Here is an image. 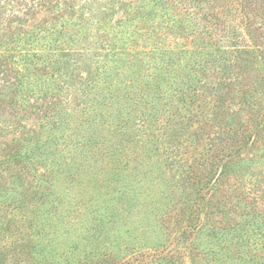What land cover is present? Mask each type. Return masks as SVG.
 <instances>
[{
	"label": "trees",
	"instance_id": "16d2710c",
	"mask_svg": "<svg viewBox=\"0 0 264 264\" xmlns=\"http://www.w3.org/2000/svg\"><path fill=\"white\" fill-rule=\"evenodd\" d=\"M263 15L264 0H0V91L8 86L13 113L44 117L38 130L0 125L1 148L20 157L23 189L11 191L24 201H11L29 230L1 250V263L187 264L194 249L226 248L224 233L202 220L219 212L212 204L231 165L264 139V104L243 77L254 64L264 73ZM5 106L0 98V116ZM241 111L257 122L247 134L232 122ZM207 125L216 134L186 158ZM16 129L45 134L25 144L8 137ZM156 139L180 169L171 225ZM254 174L264 183L262 168ZM120 232L134 236L123 250Z\"/></svg>",
	"mask_w": 264,
	"mask_h": 264
},
{
	"label": "rangeland",
	"instance_id": "374dc122",
	"mask_svg": "<svg viewBox=\"0 0 264 264\" xmlns=\"http://www.w3.org/2000/svg\"><path fill=\"white\" fill-rule=\"evenodd\" d=\"M257 26H262L264 28V15L261 18V23H257ZM264 41V39H263ZM245 77L246 86L254 89L259 95L261 104H264V73L257 66H254L251 69H247L243 75ZM8 86H4L3 90L0 91V98L5 103L4 114L0 116V125H10L17 126V124L27 122L28 124L34 126L36 130L40 128V124L43 123L44 117L42 111L39 109L15 112L10 109L6 100L8 99ZM31 103V102H30ZM29 102L23 104L25 109L30 106ZM34 106H32L33 108ZM22 109V108H19ZM254 118L247 111H241L233 119L232 122L235 124L236 128L244 131L246 134L249 130L255 128L256 121L252 120ZM219 121L216 122V125L219 126ZM222 126H229V121L224 122ZM248 128V129H247ZM190 129V128H188ZM12 130L9 134V138L12 136H19L25 144L29 143L32 140H35L36 135L43 136L45 130L40 132H32L28 134L19 133V131ZM194 130H199V126L196 123H193V128L190 129L191 133ZM204 134L198 138V142L194 141V147H189V150L185 154V157L192 160L194 157L198 156V151L201 148L202 142L207 141L212 135L216 134L213 127L205 126L202 130ZM21 135V136H20ZM24 136V137H22ZM32 138V139H31ZM255 148L243 160L239 161V165H231L230 171L222 178L220 182V188L217 192V199L214 204L213 198H210L211 203L207 205H213L219 202L217 205H220V210L218 213L210 214L208 217L203 218L202 222L208 226V224H215L216 229L218 230V236L221 233H224L223 237L219 239L220 244L228 242L226 248H220L221 246H215V250H219V254L211 256L210 253L202 254L194 251L188 252L185 262L187 264H264V183L256 185L254 181V170L262 168L264 170V139L260 142H256ZM2 143L0 144V174L3 178H0V220H3V223L0 222V225L5 226V235L3 232H0V243L4 242V248L0 249L3 251H8L10 245H14L13 242L15 239L18 241H25L27 238H24L25 235L29 234L27 228V217H23L22 210L14 207L15 203L13 197L11 196V187L19 186L21 191L22 184L18 182L16 176L20 172V164H17L19 156L15 155V149L12 150V154L8 155L9 149L6 148L3 150ZM259 146V147H258ZM164 147V148H163ZM167 147L164 146L162 139L155 140V144L152 146L150 152H153V160L158 162L157 167L159 170L164 169V175L167 176L168 182L165 185V188L168 193V197H162L160 205L163 207V218L167 225L174 223L175 216L177 217V206L179 202L176 201V191H177V179L180 174L179 168H177V162L173 161L172 157L166 156ZM7 152V153H5ZM6 160V161H5ZM13 163V164H12ZM16 163V164H15ZM12 164V166H11ZM29 166V165H27ZM41 169V168H40ZM232 170H237L235 173H231ZM168 184H172L173 192L170 190ZM164 186V185H163ZM161 186V189L163 188ZM8 194V198L4 200L5 194ZM159 192L156 191L155 197ZM14 196H17L20 199V203L24 201L23 193H12ZM194 196L193 193H189L188 197H184L183 200L187 201L189 198L192 199ZM16 202V201H15ZM202 203H206V200H202ZM176 203V204H175ZM182 203H180L181 205ZM20 205V204H19ZM177 205V206H176ZM24 210V209H23ZM211 219L210 221H208ZM159 223L153 224L154 230L159 231ZM162 226V225H161ZM166 225L162 226L165 227ZM184 226V225H183ZM16 229V230H15ZM18 229V230H17ZM15 230V232H12ZM165 231L164 229H160ZM122 238H128L120 232ZM230 236V240H226V236ZM161 236V235H160ZM167 236V235H166ZM169 236V240L173 237ZM134 236L128 238L126 241L122 242L120 240L121 250L124 246L130 247L132 242H134ZM163 239V238H162ZM225 240V241H222ZM201 243L206 241L205 237H201L199 240ZM172 243V241H171ZM168 243V244H171ZM19 244V243H18ZM17 245V244H16ZM173 245V244H171ZM170 245V246H171ZM144 251L148 252L150 249L143 247ZM112 252L115 251V247L110 249ZM167 249L164 248V252ZM151 252V251H150ZM134 256V255H132ZM151 257V253L149 258ZM150 259H147L148 262ZM0 256V264L1 263ZM3 264H13L9 263ZM157 264H174L173 262H158Z\"/></svg>",
	"mask_w": 264,
	"mask_h": 264
}]
</instances>
